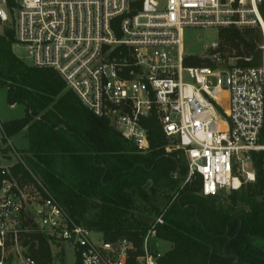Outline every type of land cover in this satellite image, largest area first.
<instances>
[{
    "label": "built area",
    "instance_id": "1",
    "mask_svg": "<svg viewBox=\"0 0 264 264\" xmlns=\"http://www.w3.org/2000/svg\"><path fill=\"white\" fill-rule=\"evenodd\" d=\"M264 0H0V20L11 22L15 43L32 66L55 70L81 103L108 118L140 153L150 151L147 121L188 161L185 182L200 176L201 193L216 195L256 181L253 153L264 151ZM185 27L257 28L262 64L249 66L243 47L228 52L218 40L190 66ZM222 67L213 84V70ZM188 73L193 82L184 79ZM225 121V122H224ZM17 153L13 149V153ZM0 264H38L32 234L63 241L81 264H128L131 240L93 241L38 180L20 185L0 166ZM264 201V193L261 196ZM162 223V219H158ZM135 264H159L148 238ZM37 246V242H36Z\"/></svg>",
    "mask_w": 264,
    "mask_h": 264
},
{
    "label": "trees",
    "instance_id": "2",
    "mask_svg": "<svg viewBox=\"0 0 264 264\" xmlns=\"http://www.w3.org/2000/svg\"><path fill=\"white\" fill-rule=\"evenodd\" d=\"M261 11L264 18V4ZM220 33L229 45L239 51L245 46L252 54L247 65L262 64L259 29ZM14 43L12 28L0 35V87L7 89L9 104L25 106V115L1 123L0 151L10 157L8 139L28 131L29 146L20 151L24 163L11 167L18 180L33 173L76 224L108 240H131L135 251L128 264L143 253L153 227L155 236L169 243L159 264H233L224 252L229 239L226 253L241 264H264V151L253 153L255 182L205 196L200 176L185 182L174 174L179 167L181 176L187 175L186 155L181 149L166 152L168 140L154 119L147 121L151 149L140 153L108 118L88 110L55 70L24 63ZM2 178L0 171V184ZM32 242H37L29 248L32 256L47 264L49 238L32 234L27 243ZM75 264H81L79 257Z\"/></svg>",
    "mask_w": 264,
    "mask_h": 264
},
{
    "label": "rangeland",
    "instance_id": "3",
    "mask_svg": "<svg viewBox=\"0 0 264 264\" xmlns=\"http://www.w3.org/2000/svg\"><path fill=\"white\" fill-rule=\"evenodd\" d=\"M12 28L11 22H2L0 20V35H4L8 29ZM13 29V28H12ZM220 35V42L222 44L223 49L230 52L236 47L229 45L225 42ZM218 30L215 28H200V27H185L183 30V42L184 48L190 55H194L195 59H199L198 56L205 55L207 52L206 46L212 42L213 40H218L219 38ZM13 51L24 63L29 66H32V58L29 54V51L21 45L14 44ZM193 57V56H192ZM197 57V58H196ZM189 59L187 64L190 66H198L201 63L197 62L199 60ZM224 68L218 67L213 70L211 80L213 84L217 83L216 76L219 75ZM185 81L193 82L191 76L186 73L184 76ZM25 108L23 104H19L17 107L13 108L10 106L8 102V92L4 87H0V117L2 119L7 118H16L21 117L25 114ZM225 122V121H224ZM12 142L15 146L19 148H24L27 146V136L26 133H18L12 136ZM12 161H22L24 163V154L18 151L17 153H12ZM6 163L0 156V164ZM32 179L40 180L33 174ZM229 191H225V194H228ZM90 238L93 241H97L102 238V233L99 231H92L90 233ZM148 246L151 251H164L169 243L166 241L158 239L154 234H151L148 238ZM49 260L47 258V264H75L78 258L75 249H71L67 246V244L63 241H53L49 239ZM38 249V248H37ZM29 253L32 255V251L29 249Z\"/></svg>",
    "mask_w": 264,
    "mask_h": 264
},
{
    "label": "crops",
    "instance_id": "4",
    "mask_svg": "<svg viewBox=\"0 0 264 264\" xmlns=\"http://www.w3.org/2000/svg\"><path fill=\"white\" fill-rule=\"evenodd\" d=\"M19 104H10V106L11 107H13V108H15V107H17ZM24 108H25V106H24ZM25 111V110H24ZM25 115V114H24ZM23 115V116H24ZM23 116H21V117H23ZM21 117H16V118H7V119H2L1 117H0V141L2 140V138H3V131H2V128H1V123L2 122H4V121H7V120H12V119H17V118H21ZM19 133H26V136H27V146L26 147H24V148H19V147H17V146H15L14 145V143L12 142V137L11 138H9L8 139V144L12 147V149H15L16 151H22V150H25V149H27L28 148V146H29V134H28V131L26 130V129H24V130H22L21 132H19ZM18 134V133H17ZM13 153V151L10 153V154H12ZM0 156H1V158L6 162V163H4V164H0V166H3V167H12L16 162H13L12 161V155H10V157L9 156H7V155H4L1 151H0ZM17 180H18V178H16ZM31 181H33L32 180V178H26V179H22V180H18V182L20 183V185H25V184H28V183H30ZM169 248V246L164 250V251H162L163 253L167 250Z\"/></svg>",
    "mask_w": 264,
    "mask_h": 264
},
{
    "label": "water",
    "instance_id": "5",
    "mask_svg": "<svg viewBox=\"0 0 264 264\" xmlns=\"http://www.w3.org/2000/svg\"><path fill=\"white\" fill-rule=\"evenodd\" d=\"M243 50H244V52H245V54H246V56H251V53L245 48V47H243ZM176 176H177V178H179V179H185L186 178V176H181V174H180V168L178 167L177 168V170H176V172L174 173ZM180 200V199H179ZM241 228V227H240ZM204 229H205V227H204ZM227 235V234H226ZM231 241V239H229L228 241H227V243H229ZM227 243H226V245H227ZM226 245H225V247H224V252H225V254H226V256L227 257H229V258H234L235 260H234V262H233V264H241L240 263V259H239V257L237 256V255H235V254H228V253H226ZM36 246V242H32V244H31V248H34ZM248 264H250V263H248Z\"/></svg>",
    "mask_w": 264,
    "mask_h": 264
}]
</instances>
